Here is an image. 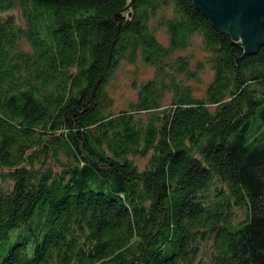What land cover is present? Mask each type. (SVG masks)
<instances>
[{"label": "trees", "instance_id": "16d2710c", "mask_svg": "<svg viewBox=\"0 0 264 264\" xmlns=\"http://www.w3.org/2000/svg\"><path fill=\"white\" fill-rule=\"evenodd\" d=\"M0 264H264V41L192 0H0Z\"/></svg>", "mask_w": 264, "mask_h": 264}, {"label": "water", "instance_id": "95a60500", "mask_svg": "<svg viewBox=\"0 0 264 264\" xmlns=\"http://www.w3.org/2000/svg\"><path fill=\"white\" fill-rule=\"evenodd\" d=\"M208 22L239 41L244 52L264 41V0H192Z\"/></svg>", "mask_w": 264, "mask_h": 264}, {"label": "rangeland", "instance_id": "374dc122", "mask_svg": "<svg viewBox=\"0 0 264 264\" xmlns=\"http://www.w3.org/2000/svg\"><path fill=\"white\" fill-rule=\"evenodd\" d=\"M127 67L128 66H124V68ZM112 95L115 99V105L117 107H123L125 105V100L133 98V92L128 86V77L124 72H119L118 84L113 89Z\"/></svg>", "mask_w": 264, "mask_h": 264}]
</instances>
